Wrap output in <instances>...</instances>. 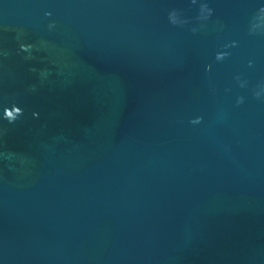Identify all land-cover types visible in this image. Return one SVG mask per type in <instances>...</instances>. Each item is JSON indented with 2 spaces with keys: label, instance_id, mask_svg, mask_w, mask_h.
Here are the masks:
<instances>
[{
  "label": "water",
  "instance_id": "1",
  "mask_svg": "<svg viewBox=\"0 0 264 264\" xmlns=\"http://www.w3.org/2000/svg\"><path fill=\"white\" fill-rule=\"evenodd\" d=\"M0 264H264V0H0Z\"/></svg>",
  "mask_w": 264,
  "mask_h": 264
},
{
  "label": "clouds",
  "instance_id": "2",
  "mask_svg": "<svg viewBox=\"0 0 264 264\" xmlns=\"http://www.w3.org/2000/svg\"><path fill=\"white\" fill-rule=\"evenodd\" d=\"M196 2V0H192V3H195ZM205 10H207V5H203L202 6V8H201V11L203 12V11H205ZM208 13H209V15H211V11L210 10H208ZM46 15H51L50 13H46ZM175 17H176V13H175V11H173L172 13H170V15H169V20H170V22L173 24V25H176L177 23H178V21H177V19H175ZM207 17H201V19H206ZM49 27H52V25H50ZM30 45L29 46H24V45H21V51H28L29 49H30ZM216 59L219 61V60H222V59H224V55H222V54H217V56H216ZM257 95H259V94H257ZM243 102V100L242 99H240V100H238V104L239 103H242ZM12 109H15L18 113H19V116H21V115H23V111H22V109L20 108V107H17V106H15V105H13L10 109L9 108H5V110H4V112H8V111H10V110H12ZM36 114H34V116H35ZM19 116H17L16 118H14V119H11V120H9V119H7V118H5L6 120H8L9 121V123H14L15 121H16V119L19 117ZM201 120H202V118H197V119H195V120H192L191 121V123L192 124H199V123H201Z\"/></svg>",
  "mask_w": 264,
  "mask_h": 264
}]
</instances>
